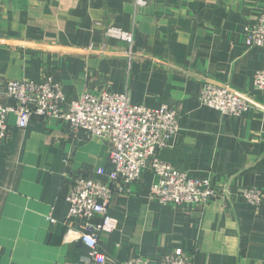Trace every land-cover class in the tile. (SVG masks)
Here are the masks:
<instances>
[{
	"label": "crops",
	"instance_id": "obj_1",
	"mask_svg": "<svg viewBox=\"0 0 264 264\" xmlns=\"http://www.w3.org/2000/svg\"><path fill=\"white\" fill-rule=\"evenodd\" d=\"M264 0H0V103L15 105L6 84L47 75L69 101L85 93H127L134 105H167L180 132L159 158L194 179H211L217 196L205 206L172 208L150 198L144 173L127 194L116 193L112 233L100 235L106 264L134 257L156 261L182 249L195 264H264V205L242 197L264 194V113L222 115L202 106L206 81L225 83L261 100L254 79L264 49H248L245 28ZM134 31V49L106 36ZM0 147V264H75L88 249L68 234L66 193L84 176L108 182L106 141L60 120L34 118L26 129L8 117ZM104 169L105 175H99ZM53 219L54 222H51Z\"/></svg>",
	"mask_w": 264,
	"mask_h": 264
},
{
	"label": "built area",
	"instance_id": "obj_2",
	"mask_svg": "<svg viewBox=\"0 0 264 264\" xmlns=\"http://www.w3.org/2000/svg\"><path fill=\"white\" fill-rule=\"evenodd\" d=\"M137 7L147 6L150 0H134ZM106 36L127 44L129 53L134 47V31L109 27ZM248 49H264V11L258 21L245 28ZM255 91L261 100L242 93L225 83L206 81L200 91L202 106L222 115L240 117L256 110L264 113V69L254 79ZM7 96L15 105L0 103V147L9 135L8 117L17 115V126L26 129L34 118L60 120L82 131L88 138L106 141L109 146L112 171L108 182L77 176L66 193L69 203L67 224H78L79 230L69 229L75 239L88 249V254L75 264H106L107 257L99 251L100 235L112 233L117 221L111 216V202L116 193L127 194L142 179L144 173L153 176L150 198L172 208L205 206L217 196L211 179H194L159 158L179 134L180 119L175 109L162 105L150 109L131 103L127 93L104 91L100 95L83 94L69 101L61 83L53 75L41 79L10 81ZM104 176L105 170L100 169ZM245 201L254 207L264 205V194L255 188L241 192ZM54 222L53 219H50ZM123 264H195L182 249L161 256L156 261L134 257Z\"/></svg>",
	"mask_w": 264,
	"mask_h": 264
}]
</instances>
